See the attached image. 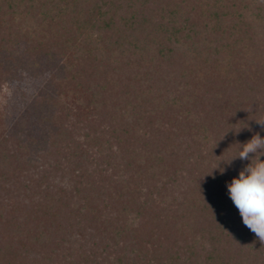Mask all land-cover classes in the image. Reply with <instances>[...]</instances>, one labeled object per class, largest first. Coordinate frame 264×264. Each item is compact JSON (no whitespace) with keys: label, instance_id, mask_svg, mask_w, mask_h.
I'll return each mask as SVG.
<instances>
[{"label":"trees","instance_id":"1","mask_svg":"<svg viewBox=\"0 0 264 264\" xmlns=\"http://www.w3.org/2000/svg\"><path fill=\"white\" fill-rule=\"evenodd\" d=\"M21 42L64 73L38 160L0 140V264H48L77 228L125 243L102 264H264L228 190L250 160L226 163L264 138V0H0V54ZM70 91L102 127L83 141Z\"/></svg>","mask_w":264,"mask_h":264},{"label":"rangeland","instance_id":"2","mask_svg":"<svg viewBox=\"0 0 264 264\" xmlns=\"http://www.w3.org/2000/svg\"><path fill=\"white\" fill-rule=\"evenodd\" d=\"M0 63L3 72H6L3 78H0V140L7 137L20 144H25L28 147L29 161H37L39 153L48 149L50 136L56 132V126L47 120V117L54 113V109L46 99L56 96L57 90H55L52 77L61 78L63 76V61L56 55L30 56L26 52L25 43L21 42L14 52H2ZM72 96L74 93L70 91L67 95H62V99L64 103L65 101L66 104L68 103V109H72L73 113L68 121L74 123L72 126L75 127L76 137L83 141L84 133L94 129L101 131L102 127L99 126L97 120L90 121L88 114L74 115L77 110L69 101ZM10 143L14 145L13 142ZM100 162L104 161L100 160ZM104 165L102 168H106L107 163ZM103 175L108 178V175L112 176V172L108 171V174L103 173ZM74 231L78 233L76 236L81 239L82 243H63L60 248H56L57 253L48 264H78L84 260L102 264L107 256L111 260L120 256L126 249L123 247L125 243H116L117 240L110 238L106 232L102 233L107 235L106 238L98 239L95 235L94 239L92 236L85 238L86 235L79 232L78 228ZM71 244L75 251L68 250ZM153 247L149 243L133 241L127 243L126 254L127 257L140 255L150 258L155 255Z\"/></svg>","mask_w":264,"mask_h":264},{"label":"clouds","instance_id":"3","mask_svg":"<svg viewBox=\"0 0 264 264\" xmlns=\"http://www.w3.org/2000/svg\"><path fill=\"white\" fill-rule=\"evenodd\" d=\"M255 121L264 129V118ZM239 145L238 155L226 163L236 158L250 160V163L239 172L238 178L232 179L228 190L244 225L264 244V161L260 159L264 156V138L256 133Z\"/></svg>","mask_w":264,"mask_h":264}]
</instances>
